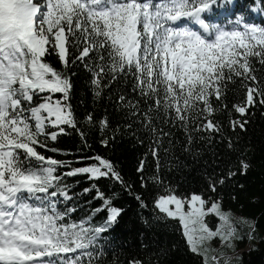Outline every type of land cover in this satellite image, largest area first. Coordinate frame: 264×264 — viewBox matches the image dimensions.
<instances>
[{
	"label": "snow or ice",
	"instance_id": "6c2138e0",
	"mask_svg": "<svg viewBox=\"0 0 264 264\" xmlns=\"http://www.w3.org/2000/svg\"><path fill=\"white\" fill-rule=\"evenodd\" d=\"M225 2L0 0V264H85L84 256L87 264H92L103 254L101 233L123 211L112 205L115 194L106 196L95 183L104 177L128 187L111 161L80 156L76 163H98L74 167L73 161L37 151V145L62 151L49 147L47 140L56 141L58 134H67L65 125L77 127L69 102L71 78L57 71L46 56L55 54L68 72L72 71L70 65L79 62L92 74L90 83L96 97L113 81L131 76L132 90L153 101L145 113L146 123L151 120L149 113L162 111L173 122L179 121L186 132L194 123L192 131L208 132L210 141L212 134L220 132L212 119L216 109L211 98L220 102L229 81L240 78L247 88L246 101L234 106L238 113L247 114L256 103L255 96L264 104V86L248 83L257 81L250 58L264 64V26L249 22L243 12L224 24L212 22L209 17L224 8ZM256 3L253 0V5ZM259 4L264 6V0ZM56 93L61 95L54 98ZM119 99L126 100L123 95ZM126 106L135 107L132 101H126ZM86 120L92 122V116ZM197 120L201 122L195 123ZM100 123L102 128L107 126V120ZM246 124L247 120L233 121L232 127L243 130ZM80 135L84 142L85 133ZM160 135L169 133L161 130ZM191 140L189 132V143ZM101 143L107 145L108 141L102 139ZM248 168L242 162L240 174H246ZM137 171L143 172V163ZM77 175L93 181L82 191L95 189L93 198L108 212L104 223L94 224L91 215L72 219L79 194L70 193L71 185L64 179ZM235 175L229 171L227 178ZM153 180L159 183L158 177ZM208 180L211 193L225 183L223 176ZM68 201H73V206ZM155 207L166 214L159 219H178L189 251L202 257V264H220L221 258L223 264H231L232 258L223 251L209 255L217 251L208 243L213 238H219L222 247L232 248L231 240L236 237V227L230 214L221 211L218 196L205 199L195 193L190 198L169 194L159 196ZM101 210L93 209V213ZM209 213L220 221L215 230L205 220Z\"/></svg>",
	"mask_w": 264,
	"mask_h": 264
},
{
	"label": "trees",
	"instance_id": "16d2710c",
	"mask_svg": "<svg viewBox=\"0 0 264 264\" xmlns=\"http://www.w3.org/2000/svg\"><path fill=\"white\" fill-rule=\"evenodd\" d=\"M262 9L264 6L259 4V0L255 5L253 0H231V3L226 0L224 8L216 9L209 19L224 24L243 12L249 22L264 26ZM45 59L57 71L65 72L71 78L69 102L77 127L71 129L65 125L63 127L67 129V134H58L56 141L47 140L49 147L62 151L52 152L39 145L36 146L37 151L58 160L73 161L74 167L98 163L95 160L76 163L77 157H103L112 162L128 185L125 188L118 181L104 177L95 181L106 196L115 194L112 205L123 211L101 233L99 245L103 254L95 257L92 264H202L203 258L189 251L178 219H159L166 214L155 207V200L159 196L175 194L190 198L193 193L202 194L205 199L209 195L214 198L218 196L222 209L252 221V224L242 228L240 234L238 232L237 251L247 246L249 250L235 254L231 264H264V104H260V97L255 96L256 103L249 107L247 114L242 115L235 110V105L246 101L247 88L240 83V78L228 82L220 102L216 101L215 96L211 98L216 109L212 119L220 126V132L212 134L209 141L206 139L208 132L192 131L194 123L189 124L186 132L179 121L173 122L162 111L149 113L151 120L146 123L145 113L153 101L132 90L131 76L123 81H113L96 97L90 83L92 74L79 62L70 65L72 71L68 72L55 54ZM250 61L257 81L248 83L253 87L264 86L260 83L264 82V64L255 57H251ZM103 83L106 84L107 80ZM60 95L56 93L54 98ZM121 95L125 96V102L120 101ZM126 101H132L135 107L126 106ZM89 114L92 122L86 120ZM103 120H107V126L102 128L100 122ZM244 120H247V124L243 130L238 126L233 129V121ZM161 130L169 135L161 136ZM80 132L85 133L84 142ZM189 132L191 143L188 141ZM102 139H107V145L101 143ZM153 150H156L155 156ZM242 162L249 165L244 175L240 174ZM141 163L143 172H138ZM229 171L236 172V175L227 178ZM210 176L213 179L225 177V183L217 185L216 193L208 189ZM153 177H158L159 183ZM64 182L71 185L70 193L79 194L72 219L80 220L91 215L94 224L104 223L108 212L102 208L99 199L93 198L95 189L89 193L82 191L90 187L93 181L77 175L65 177ZM68 205L73 206V201H68ZM209 206L210 202L205 205ZM96 208L102 210L93 213ZM205 220L213 230L220 223L213 213L207 215ZM83 259L87 264L88 257L84 256ZM220 264H223V258Z\"/></svg>",
	"mask_w": 264,
	"mask_h": 264
},
{
	"label": "rangeland",
	"instance_id": "374dc122",
	"mask_svg": "<svg viewBox=\"0 0 264 264\" xmlns=\"http://www.w3.org/2000/svg\"><path fill=\"white\" fill-rule=\"evenodd\" d=\"M196 27H198V26L196 25L194 29H196ZM169 207L174 209L175 208V205H169ZM184 208H185V210H187L188 205L185 204L184 205ZM220 209H221L222 212H225V213L230 214V218L232 220V223L236 227V237H234L231 240V243L233 245L232 248L222 247L221 244H220L219 238H213L211 241H209L208 242L209 243V246L212 249H214V250L223 249L222 251L225 252L231 258L234 257L235 254H237L239 252L248 251L249 250V246H247L246 248H243V249L237 251V248H238V239L240 238V236L238 235V232L240 234L242 232V228L243 227H247L248 224H252V221L250 219H248V218H243V217L239 216L238 214H235L234 212L226 211V210L222 209L221 206H220ZM210 214H212V213H209L208 215H210ZM241 218H243V219H241ZM244 221H247V223H245ZM212 254H214V253H209L210 256ZM215 254L216 255H219L218 253H215Z\"/></svg>",
	"mask_w": 264,
	"mask_h": 264
},
{
	"label": "crops",
	"instance_id": "0c3cea01",
	"mask_svg": "<svg viewBox=\"0 0 264 264\" xmlns=\"http://www.w3.org/2000/svg\"><path fill=\"white\" fill-rule=\"evenodd\" d=\"M218 250H219V249H217V253L219 254V252L222 251L223 249H220L219 251H218Z\"/></svg>",
	"mask_w": 264,
	"mask_h": 264
}]
</instances>
